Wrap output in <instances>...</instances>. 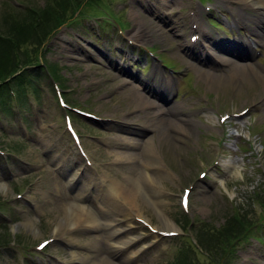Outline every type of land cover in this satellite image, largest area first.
<instances>
[{"label":"rangeland","instance_id":"rangeland-1","mask_svg":"<svg viewBox=\"0 0 264 264\" xmlns=\"http://www.w3.org/2000/svg\"><path fill=\"white\" fill-rule=\"evenodd\" d=\"M13 1V0H10ZM27 4L34 5H43L45 0H22ZM108 1H116V0H108ZM180 0H178L179 2ZM14 2V1H13ZM136 6V7H135ZM120 4L115 3L110 5L107 4V1L101 2L99 5L94 3L86 5L84 7L85 13H87V17H92L93 19H97V25L101 28H104L107 33L114 32V27H123L127 29V25L123 22V16L125 15V10L120 9ZM146 17L148 20H151L160 31L164 29L161 28L159 24L155 22L151 15H148L139 4L135 2L131 3V10L127 12V16L125 21L132 25L134 22H138ZM156 19V18H155ZM91 21V20H89ZM149 23H147L148 25ZM77 27L72 29V33L70 35L71 39H64L62 43H58L57 40L50 42V48L47 51V60L52 63H58L59 69L64 80L61 83L63 87V91L69 102L72 104H79L81 101H87L83 104L86 107H95L96 110L101 114H107L112 121L108 123H102L104 127L108 130H102L101 133L96 132L102 137V143L105 147L110 146L111 144L108 142V138L118 132V130L111 128L113 125H118L122 121H130L136 116L137 113L133 103L137 99L133 98V95L129 91V86L121 84L114 77H111L108 73V69L101 67V65L97 64L95 61L92 62L89 56H85L83 59H72L71 54L73 53L72 48H75L76 52L79 51L77 45L79 31L84 28L81 24L76 25ZM166 28L169 25H164ZM139 26L135 27V30L138 29ZM96 30L95 27H88L85 29L87 32L92 30ZM165 31V30H164ZM158 38L157 41H161L159 39V33H154ZM28 36L26 37V39ZM57 38L61 39L62 35H59ZM56 38V39H57ZM64 38V36H63ZM104 39H109L108 35L104 37ZM174 43V40L170 37L167 41L162 42L163 46H171ZM117 45V43H115ZM32 44L29 45L27 50L32 49ZM100 47L105 49L107 53L114 59L117 60V65H121L123 60L120 58V54L125 52L123 49H113L112 53H110L108 44H100ZM29 54H33V50H30ZM91 54L97 55L96 49L91 50ZM68 55V56H66ZM108 66H112V62L106 61ZM116 65V64H115ZM152 75V71L150 76ZM42 88L44 89L45 99L48 101L51 108V121L48 124V132L46 134V138L50 143L53 142L54 145L57 142L58 134L54 132L51 124H54V115L58 114V109L55 104V95L52 90L48 87V82L46 80H42L41 82ZM263 84L253 78L252 81L246 82L242 79L238 80L235 83L229 82L226 80L225 83H216L210 84L209 82L205 83L202 81L198 91L197 96H204L208 94H212L218 101H222L225 104H229L231 108H239L243 105L248 104L250 101L255 100L258 95L257 92L260 91V88ZM103 95L101 98L99 96ZM109 108L111 110H109ZM149 110H147V113ZM255 114L252 115V118ZM6 119L10 127H2L0 123V145L5 146L10 150H14L16 148L22 149L23 157H31V162L34 164L41 163L39 153L41 152V145H36L35 143L30 144H21L17 138V129L19 128V121L15 119L13 116L8 117ZM81 118H77L76 121L79 123L78 130L82 133L84 137V143L87 149L91 152V154L95 157L97 164L102 166L105 169V173L111 172L112 175L115 174L118 177L123 178L124 181H128V176L125 173L126 170H131L135 174H139L141 172V166L137 163L136 165H131L127 163H113L116 160L115 154H113V150H105L101 144L97 145L95 142L88 137L89 133H93L94 131L90 128L84 130L81 127ZM248 120L247 123H243V125L239 126L238 129L240 133L246 132V126L251 120V116H246ZM120 121V122H119ZM82 123H86L87 125L92 126L94 129L99 131L100 129L96 125H92L89 121H83ZM123 125V124H120ZM258 127L260 128V134H258V148L262 153V159L264 160V118H262V122H259ZM164 129V130H163ZM157 129L155 133L151 132V134L156 135V151L158 152V156L163 159L167 163V166L172 169L174 173V177L171 181L166 179L159 180L161 182V188H163L165 192L166 210L170 217L177 223L179 227L185 225L186 218L185 214L182 212L179 205V197L181 195L182 189L184 187H188L191 184L194 185V190L192 194L191 200V209L188 214L190 218H198L199 221H202L203 228L209 229L213 228L217 231V237L222 235V233L218 230V227L223 225L231 214L238 210V208H245V206L252 207L251 205L258 200L252 201L250 194H244V198L239 197L240 191L235 192L229 182L228 184H224L223 186L228 187L222 188L217 186V182L213 189L208 188V192H204L206 187V182L203 179H199L198 177V169L199 165L201 167L206 163H203V160L200 159V153L205 152L207 154H214L213 151H207L204 148L205 140H202V145L194 142V137L196 136V132H201L200 126H195L191 135H183L182 133H174L170 132L165 126ZM162 132V133H161ZM44 139V141H45ZM52 141V142H51ZM212 143V142H208ZM102 149H99V148ZM132 150V149H130ZM52 152L57 153V148L54 146L51 149ZM115 151V150H114ZM46 156V154L44 155ZM256 159L251 158L252 166L248 167L246 173L244 174L245 179V188L246 191H249L253 186L251 185L253 181L255 182V186L264 189V178L258 170V167L255 163ZM103 162V163H102ZM203 163V164H202ZM15 171V173H19L20 171H16L15 165L11 162L7 164L6 162L0 159V181L3 185L0 187V205L4 207L2 213H0V237L6 236L7 243H5L0 248V264H19L22 259L28 261L29 264H34L36 259L34 253H29L27 250L23 251L21 247L24 245H32L40 240L52 236L55 234L54 230H56V222L57 220L64 216V208L61 204L62 200L57 201V204L50 205L46 204L45 207H39L37 203H45V190L53 191L55 195L61 193L63 190H66L67 187L65 184H60L59 178L51 177L48 174H38L34 177V181H37L33 185V189L30 190V196H27L29 201H16L14 199V193L22 190L26 187L28 180L24 181V179L19 182H15L13 180H9L7 177L9 176V170ZM108 177H110L108 175ZM112 178V177H110ZM29 186V185H28ZM256 187V188H257ZM253 190V189H252ZM255 190V189H254ZM203 191V192H202ZM145 195H148L149 191L143 190ZM259 193L258 189L257 192ZM27 194V193H26ZM141 194L139 198V205L141 209L145 212L146 215L152 218L155 223H159L163 225V221L160 218L156 205L151 202V200L147 199V197ZM264 196V192L262 193ZM236 196V197H235ZM57 196L56 199L57 200ZM264 198V197H263ZM6 199L11 200V203H6ZM33 206L34 208L32 209ZM89 209V207L87 206ZM258 208V207H257ZM98 217L99 212L97 210L92 211ZM253 222L257 223L260 219H264V200L262 201V209L253 213ZM262 217V218H261ZM123 223H125V219L121 217ZM32 222L35 225V231L25 229L27 228L24 222ZM10 223V224H8ZM7 225L8 227H4ZM207 225V226H205ZM73 231V228H71ZM71 230H68L67 233ZM137 234H143L144 230H142L139 225L134 229ZM66 232V231H65ZM71 240L69 242L71 245H60L56 244L51 247V252L53 255L57 256L60 261H54L53 264H80L81 259H92L97 256L96 252H106V248L101 244L99 239L97 238L99 234L94 230L82 231L75 230L73 233L69 232ZM1 241V240H0ZM148 243L152 242V239L147 241ZM249 241H243L241 243H236L234 247H236V252L239 250H244V245L247 246ZM182 245L181 242H176L175 240L168 239L162 240L160 244L156 247L151 248L148 252L143 255L142 261L140 264H170L172 261V252H167L169 254L161 253L162 247H168V250L175 251V246ZM142 244H137L136 249L141 247ZM201 250V256H199V264H218L220 260V264L222 261H225V264L230 263L224 259L225 255L218 257H213L211 253H207L205 249ZM228 249V247L226 248ZM33 251V250H31ZM174 254V253H173ZM110 260H113L111 255H106ZM247 253L243 251L238 252L237 257L234 259L233 264H240V261L247 260ZM197 259V260H198ZM258 259L252 258V260L247 264H257ZM37 264V263H35Z\"/></svg>","mask_w":264,"mask_h":264},{"label":"bare ground","instance_id":"bare-ground-1","mask_svg":"<svg viewBox=\"0 0 264 264\" xmlns=\"http://www.w3.org/2000/svg\"><path fill=\"white\" fill-rule=\"evenodd\" d=\"M237 4L239 5L240 9L244 8H253L254 10L258 11L260 13L263 12L264 15V0H236ZM153 5L156 8H164V9H173L175 7V4L172 1L168 0H155ZM263 19V18H260ZM151 32V31H150ZM154 32H157L155 29ZM151 34H153L151 32ZM134 39L136 41H140V37L148 38V34H134ZM208 37V33L203 34V39H206ZM258 40L261 42H264V33H258ZM217 50L219 51H226L229 53H232L238 57L244 56L243 51L237 47L235 44H228V45H220L217 46ZM250 58H252V51L250 53ZM225 62H230L229 60H226ZM233 63V70L229 74V78H226L222 76L221 74H217V76L211 75L214 73H211L209 71H201L206 72L205 77L214 78L218 77L226 78L229 82H237L238 79L243 77H249V78H256L259 80L264 81L263 79L259 78V75L261 73H257V70L251 66L250 64H241L240 62ZM187 63L190 65V63L187 61ZM252 72V73H250ZM133 78H136L135 75H130ZM130 82V81H129ZM131 83V82H130ZM162 90L160 91L162 93H170L171 88L165 84V82L162 80L160 82ZM130 91L134 93L133 95L137 99L143 100V105L137 106L138 108L142 107H148L152 108V106H159L160 110L166 111V107L160 106L156 101L152 100L149 96L150 94H154V91L152 89H149L148 94L142 93L137 87V85L131 83V86L129 87ZM180 107V105H171V108H177ZM139 109V110H140ZM170 109V108H169ZM156 116H160V113L153 112ZM152 115V114H151ZM152 116H149L147 121L141 125V130H131L130 128L124 127L125 130H130L132 133H146L147 130L153 128L155 124L157 123L156 118H151ZM187 122L186 126H182V121ZM163 122H166V119H163ZM175 129H178L179 131H182L183 133H187L190 127H193L195 123H193L189 118L180 117L177 120H173L172 122ZM152 131V130H151ZM156 136H150L149 139H147V142H142L139 139L134 138H128V137H121L119 139V145L121 146H131V147H138L140 146L142 148V157L140 158L138 156L137 152H115L117 156V163L124 162L127 163V160H134L139 163H141V175L140 182L138 183L136 180L135 173H133L131 170H126L125 173L128 176V181H124L122 178H119L118 176H115L114 186L111 187V184L107 179H100L99 186L95 182L94 186L97 187L98 194L96 198L98 199L101 208L100 212L102 213V218L104 219L105 229L106 231L101 233L102 236V244L104 243V239H106L105 244L107 246H104L106 248V252H96L97 256L95 258L89 259L90 261H82V264H138L140 259L142 258L143 254L147 251L146 247L134 249L135 244H133L138 239H135L136 236L132 235L133 231V221L137 217L144 218L148 221L150 219L145 215V213L142 211L139 205V197L138 193H140V190H150L152 193L149 195L150 200H152L157 206V210H159L160 218L163 220V225L167 226V229H162L160 226V230H175V226L173 223V220L169 217V215L166 213V201L164 200L163 191H160L158 188L155 187V182L158 183L159 179H167L170 178V173L165 170L162 166L163 160L158 156V152L155 149V142L153 141ZM132 162V161H131ZM136 165V163H134ZM63 167L68 171V165L63 163ZM76 171H73V178L74 173ZM135 176V177H132ZM92 178H88L89 180L93 181V176H90ZM110 180V179H109ZM96 181V180H95ZM72 183V181L70 182ZM1 186V184H0ZM93 192V191H92ZM110 192H116V199H113V205L120 210H123L124 206H128L127 213L116 210L114 208H109L106 204L107 202V193ZM92 194V193H91ZM95 194V195H96ZM93 195V194H92ZM85 195L84 194H76L73 198V200H69L65 202L64 204V216L60 217L56 222V230L55 236L56 239H60V235L70 228H78L82 231H88V230H94V231H101L100 228V218L94 215L91 211L86 209L85 203H83ZM125 198L126 200H121L119 198ZM112 205V204H111ZM119 215L127 216L129 224L127 225V228H123L121 226V222L117 220V217ZM29 230L35 231V225L32 222H25L24 223ZM106 255H111L113 257V260H110Z\"/></svg>","mask_w":264,"mask_h":264},{"label":"snow or ice","instance_id":"snow-or-ice-1","mask_svg":"<svg viewBox=\"0 0 264 264\" xmlns=\"http://www.w3.org/2000/svg\"><path fill=\"white\" fill-rule=\"evenodd\" d=\"M229 118L228 117H224V120L227 121ZM187 192L185 193V196H184V205L185 207H187V203H188V198H187ZM41 247H44V245H41Z\"/></svg>","mask_w":264,"mask_h":264}]
</instances>
